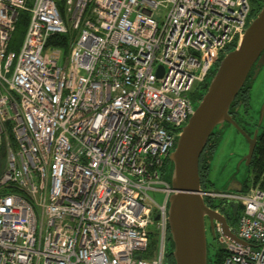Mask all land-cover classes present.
<instances>
[{"label":"built area","instance_id":"built-area-1","mask_svg":"<svg viewBox=\"0 0 264 264\" xmlns=\"http://www.w3.org/2000/svg\"><path fill=\"white\" fill-rule=\"evenodd\" d=\"M250 10L249 0H0V264L167 263L165 164L195 85ZM67 33V52L48 47ZM198 194L239 208L229 229L246 244L214 225L221 264H264V171L241 192Z\"/></svg>","mask_w":264,"mask_h":264},{"label":"water","instance_id":"water-1","mask_svg":"<svg viewBox=\"0 0 264 264\" xmlns=\"http://www.w3.org/2000/svg\"><path fill=\"white\" fill-rule=\"evenodd\" d=\"M264 65V3L250 18L242 37L234 43L232 48L225 51L212 74L201 99L194 104V109L186 124L177 135L174 149L170 152L168 161L172 164L170 170L165 171L164 179L168 181L173 193L168 199V253L172 257V264H208L207 233L205 217L210 219V233L215 237L213 220L221 226L222 232L230 239L239 241L230 231L226 220L215 218L205 199L198 193L201 182L198 173L199 158L209 137L215 130L230 123L241 133L248 143L246 155L239 162L250 165L257 142L258 129L251 136L247 135L235 123L229 109L236 95L242 88L250 71L254 80ZM161 68L158 71L160 76ZM264 114V102L260 109L256 126H260ZM238 167L236 168V174ZM244 182L232 176L226 182L224 191L241 192ZM233 209H237L236 201L229 202ZM158 217L155 216L154 220ZM170 244H172L171 249ZM167 264V263H166Z\"/></svg>","mask_w":264,"mask_h":264},{"label":"rangeland","instance_id":"rangeland-1","mask_svg":"<svg viewBox=\"0 0 264 264\" xmlns=\"http://www.w3.org/2000/svg\"><path fill=\"white\" fill-rule=\"evenodd\" d=\"M250 91V110L247 115L250 123H256L259 119L260 109L264 99V67L262 68L259 75L253 80ZM196 85L193 89L195 91ZM192 92V94H193ZM256 125V124H255ZM253 129H258L260 133L264 130V114L260 126L252 125ZM248 150V143L246 139L241 136L234 128H226L222 136L220 137L219 143L214 150L211 157V168L209 172V182L208 188L213 191H224V186L226 182L235 176V178L241 182L248 179L249 182L253 178H250V171L248 167L245 166L244 162L239 164L242 158L246 155ZM238 167V173L236 174V168ZM158 199V197H157ZM236 220L232 227H235ZM207 242H213L214 247L210 252L212 253L215 248L216 241L207 234Z\"/></svg>","mask_w":264,"mask_h":264},{"label":"trees","instance_id":"trees-1","mask_svg":"<svg viewBox=\"0 0 264 264\" xmlns=\"http://www.w3.org/2000/svg\"><path fill=\"white\" fill-rule=\"evenodd\" d=\"M250 3V11H258V9L261 7L262 3L257 2L256 0H249ZM255 7V8H253ZM253 15L250 14V18ZM29 20V13L24 11L19 14L15 30L12 34L11 40L9 42L8 50H14L17 51L19 49V46L21 44L24 32L26 30L27 24ZM73 36V34L67 33L63 35H54L49 38L48 40V47L50 46H58L60 48H63L65 52H67L68 49V42L69 39ZM232 48V46L228 47V49ZM250 75V73H249ZM249 78V79H248ZM252 86L251 78L248 76L246 81L244 82L242 88L240 89V92L236 95L234 101L232 102L230 109H229V114L233 110V107L237 105V101L240 100L242 102V105L240 108L247 109L249 111L250 109V98H249V93L250 89ZM237 121V119H236ZM216 131V130H215ZM218 132V130H217ZM214 133V132H213ZM212 133V134H213ZM211 134V135H212ZM219 138V137H218ZM210 139V138H209ZM9 140L12 145L13 144V139L11 135H9ZM210 140H208L207 143H209ZM217 146V141H215L214 145L212 146L211 150H209V154L204 158L201 157L199 158V166H198V173L200 177V182H201V187L208 188V184H210L209 179H208V174L207 170L209 168V160L211 158L213 149H215ZM208 146H206L207 148ZM5 157V143L2 140L0 143V158L3 160ZM248 169L251 173L250 178H253L254 180H257L261 173L264 171V130L257 136V142L256 146L254 149V154L252 157V160L250 162V165L248 166ZM249 180L244 181V188L248 187ZM209 189V188H208ZM237 220V218H236ZM169 241V240H168ZM155 244V240L151 239L150 241V247L153 248ZM172 247V244H170V249ZM224 257L223 251L219 250H214L212 253V257L210 256L208 258V264H221V261ZM167 264H172V257L170 254H167L166 258Z\"/></svg>","mask_w":264,"mask_h":264},{"label":"flooded vegetation","instance_id":"flooded-vegetation-1","mask_svg":"<svg viewBox=\"0 0 264 264\" xmlns=\"http://www.w3.org/2000/svg\"><path fill=\"white\" fill-rule=\"evenodd\" d=\"M256 1L259 2V3L261 2L262 4L264 3V0H256ZM253 8H255V7H253ZM255 13H256V11H250L251 15H254ZM227 50H229L228 47H227L226 51ZM263 67H264V65L260 68L257 76L259 75V73L261 72ZM254 70H255V68H253L250 71V75H248L250 78L253 76V71ZM208 80H209V76L207 78H205L204 81L195 88V91L191 95V99L193 101V104H195L196 102H198L201 99V97H202V95H203V93L205 91V87H206V85L208 83ZM251 82H253L252 79H251ZM249 97H250V93H249ZM263 102H264V99H263ZM241 105H242V102L240 100H238L237 101V105H235L233 107V110L231 111L230 116H231L232 120L235 123H237V125L240 127L241 130H243L247 135L251 136L252 133L255 130V129L252 128V125L254 124V126H256L255 124L257 122L256 123H250L249 119L246 118L248 113H249V111H247V109L240 108ZM236 119H237V121H236ZM230 127L234 128L241 135V133L236 129V127H234L230 123H226L221 129L218 130V132H217V130L214 131V133L209 137L210 139H208V140H210V142L206 144V146H208V147L207 148H206V146L204 147V149H203V151H202V153L200 155V159H201V157L204 158V156L206 157L209 154L208 152H209V150H211V148L214 145L215 141H217V145H218L220 137L222 136L223 131L226 128H230ZM259 134H260V131H258V135ZM215 149H213V152H214ZM213 152H212V154H213ZM211 157H212V155H211ZM210 161H211V158L209 160V168H208L207 173H206V174H208V177H209V172H210V168H211ZM171 168H172V164L169 161H167V163L165 164V171L170 170ZM205 202H206L207 207L214 212V213H211V215L213 217L221 218V216H222L226 220V223L229 226L234 224V222H235V220L237 218V215H238V211H239L238 207H237V209H233L231 204L229 202L225 201V200L213 201V200L205 199ZM215 222L216 221L213 220L214 225H215ZM209 225H210V219H209V217H205L206 233L207 234L209 233L210 237L212 238L211 233H210ZM168 243H169V241H168ZM213 247H214L213 242H207L208 253L211 252Z\"/></svg>","mask_w":264,"mask_h":264},{"label":"bare ground","instance_id":"bare-ground-1","mask_svg":"<svg viewBox=\"0 0 264 264\" xmlns=\"http://www.w3.org/2000/svg\"><path fill=\"white\" fill-rule=\"evenodd\" d=\"M253 84V83H252ZM249 91H251V90H249ZM240 92V91H239Z\"/></svg>","mask_w":264,"mask_h":264}]
</instances>
